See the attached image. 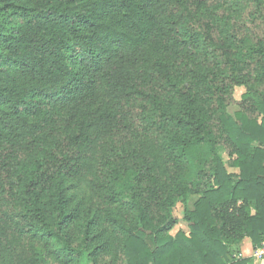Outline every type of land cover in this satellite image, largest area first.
<instances>
[{"label":"trees","instance_id":"trees-1","mask_svg":"<svg viewBox=\"0 0 264 264\" xmlns=\"http://www.w3.org/2000/svg\"><path fill=\"white\" fill-rule=\"evenodd\" d=\"M263 238L264 0H0V264H251Z\"/></svg>","mask_w":264,"mask_h":264},{"label":"rangeland","instance_id":"rangeland-1","mask_svg":"<svg viewBox=\"0 0 264 264\" xmlns=\"http://www.w3.org/2000/svg\"><path fill=\"white\" fill-rule=\"evenodd\" d=\"M246 92L244 87H235L233 90L232 98L233 102L227 107V112L233 116L234 113L238 110V102L240 101L241 96ZM224 165L226 167L227 172L237 174V170L232 169L228 165V158L225 153L222 152ZM197 197H189L188 199V207L191 209L193 203L196 201ZM173 216L177 222L176 226L170 232L171 235H174L178 231L187 232V224L182 219V207L180 204H177L173 211Z\"/></svg>","mask_w":264,"mask_h":264},{"label":"crops","instance_id":"crops-1","mask_svg":"<svg viewBox=\"0 0 264 264\" xmlns=\"http://www.w3.org/2000/svg\"><path fill=\"white\" fill-rule=\"evenodd\" d=\"M253 247L248 239H244L239 245V253L241 255L240 259L249 258L251 259V264H264V261L256 260L252 258ZM237 254V256H238Z\"/></svg>","mask_w":264,"mask_h":264},{"label":"built area","instance_id":"built-area-1","mask_svg":"<svg viewBox=\"0 0 264 264\" xmlns=\"http://www.w3.org/2000/svg\"><path fill=\"white\" fill-rule=\"evenodd\" d=\"M237 259L241 258V255L236 256ZM252 258L260 261H264V238L261 240L258 246L252 250Z\"/></svg>","mask_w":264,"mask_h":264}]
</instances>
